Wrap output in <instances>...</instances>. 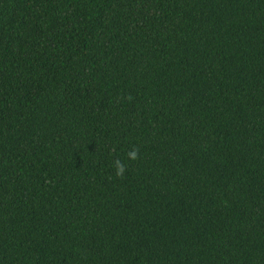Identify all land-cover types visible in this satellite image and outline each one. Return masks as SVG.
<instances>
[{
	"label": "trees",
	"instance_id": "trees-1",
	"mask_svg": "<svg viewBox=\"0 0 264 264\" xmlns=\"http://www.w3.org/2000/svg\"><path fill=\"white\" fill-rule=\"evenodd\" d=\"M0 264H264V0H0Z\"/></svg>",
	"mask_w": 264,
	"mask_h": 264
}]
</instances>
